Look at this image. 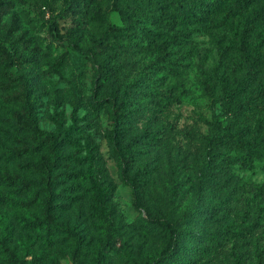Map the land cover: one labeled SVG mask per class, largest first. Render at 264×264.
Returning a JSON list of instances; mask_svg holds the SVG:
<instances>
[{"label": "rangeland", "instance_id": "obj_1", "mask_svg": "<svg viewBox=\"0 0 264 264\" xmlns=\"http://www.w3.org/2000/svg\"><path fill=\"white\" fill-rule=\"evenodd\" d=\"M14 1L4 22L15 19L37 53L11 71L28 78L33 117L54 135L60 169L92 168L113 233L104 237L90 215L81 178L62 179L53 197L56 224L83 238L78 251L67 233L48 237L25 225L41 206L17 203L30 200L40 175L22 166L46 148L15 121L20 104L6 98L18 87L0 88V173L32 182L0 183V264H162L156 258L168 234L150 220L163 218L182 233L179 264H264V158L226 140L239 129L250 137L264 119V19L252 24L249 64L238 47L240 22L264 10V0H243L238 12L230 8L239 0H93L76 11L64 10L66 0ZM114 25L123 31L104 40ZM22 145L32 148L16 156L12 148ZM239 155L245 163L231 160Z\"/></svg>", "mask_w": 264, "mask_h": 264}, {"label": "trees", "instance_id": "obj_2", "mask_svg": "<svg viewBox=\"0 0 264 264\" xmlns=\"http://www.w3.org/2000/svg\"><path fill=\"white\" fill-rule=\"evenodd\" d=\"M80 1L92 2L93 0H66L64 10L76 11ZM242 1L243 0H239L236 2L230 8V11L238 12L241 8ZM14 6V0H0V32L4 34V38H0V88L7 90L12 87H18V90H15L6 98L7 101L20 104V111L16 112L14 115L15 121L20 127H29L32 129L31 140L35 144V147L44 146L46 148V154L41 155L36 162H27L22 166L30 172L39 173L40 183L38 188L34 189V193L30 200L18 202L17 205L29 208L39 203L41 206L40 215L34 220L26 221L25 225L33 229H41L48 237L56 230L69 234L74 240L75 252L80 249L83 238L74 229L56 224L53 211L54 187L62 179L73 180L81 178L85 186V192L90 199V215L99 221L104 237L109 238L113 233V228L105 209L104 190L90 166L87 168L88 170L85 174L83 170H71L68 172L60 169L61 155L58 151L54 135L50 132H41L37 126L32 114L33 105L29 80L26 76L22 74L16 75L11 71L13 67L34 62L37 53L36 47L31 44V41L25 38L23 34L17 33L18 26L15 19H12V21L8 23L4 22V17L13 10ZM258 19H264V10L256 11L251 17L243 18L239 25L238 47L243 58H245L246 64H249L247 58L249 55L248 38L250 36L252 24ZM53 25V28L56 30L57 24L54 22ZM121 31H123V28L114 25L105 32L103 39L107 40V37L112 39L117 38ZM55 36L60 40L65 39L63 38L64 36L60 35L57 31ZM168 41L169 40L165 38L159 45V48H157L160 56H162V53H165L164 50L168 47ZM74 47L81 53H93L92 51L89 52V50L85 52V50H82L77 45ZM97 47L100 48L102 52L107 48L106 44L103 42H99ZM162 61L165 62L164 58ZM201 74L203 78L202 84L206 94L209 97H213V84L211 83L207 70H202ZM112 105L113 116L116 120H119L123 115V99L118 97L117 100H112ZM263 124L264 119L262 120L260 118L257 120L255 129L248 138H244V130L239 129L236 133L227 135L226 140L236 143L248 156L264 158V130L260 131L259 128L263 126ZM218 141L220 142V140ZM31 148L32 147L27 145H22L14 146L12 150L16 156H19L29 152ZM69 160L71 162L83 164V160L76 154H71ZM231 160L238 163H245L246 156H235ZM0 183L7 186H20L23 189H28L32 186V182L26 177H19L18 175L7 172L0 173ZM150 222L157 225L168 234L167 242L156 258V262L162 264H179L181 262L179 251L181 248L180 239L182 233L178 225L169 218L151 219Z\"/></svg>", "mask_w": 264, "mask_h": 264}]
</instances>
